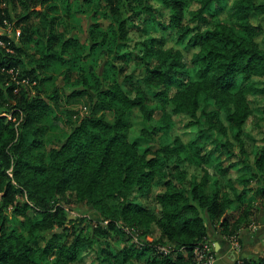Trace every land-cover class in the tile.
<instances>
[{
	"label": "trees",
	"instance_id": "16d2710c",
	"mask_svg": "<svg viewBox=\"0 0 264 264\" xmlns=\"http://www.w3.org/2000/svg\"><path fill=\"white\" fill-rule=\"evenodd\" d=\"M228 2L0 0V24L16 16L24 42L0 35V264H201L205 245L203 261L216 253L210 230L240 241L258 227L264 28L251 16L264 0ZM134 107L159 142L152 157L129 139ZM49 119L63 138L47 139ZM80 206L100 218L89 234L88 217L67 225ZM236 264H264V250Z\"/></svg>",
	"mask_w": 264,
	"mask_h": 264
},
{
	"label": "rangeland",
	"instance_id": "374dc122",
	"mask_svg": "<svg viewBox=\"0 0 264 264\" xmlns=\"http://www.w3.org/2000/svg\"><path fill=\"white\" fill-rule=\"evenodd\" d=\"M233 0H229L228 3H232ZM230 6V4L226 5V8H228ZM61 8V7H60ZM230 10V9H229ZM64 11V10H61ZM57 13V12H56ZM78 16L82 17L81 21H77L75 19H73L74 24H78V27H76V29L79 32V36L80 39L82 41H87L88 40V26H89V21L91 20V17L88 14H83V13H78ZM100 18L99 20L103 23V25L105 27H107V25L110 22L109 18H105L103 15H99ZM34 22H40L38 17H32ZM251 20L254 24H260L263 28H264V13H260V14H255L253 16H251ZM23 28V23H18L17 22V17L13 16V20L12 21H8L6 26L3 27L2 31H8L12 36H13V40L16 43H24L21 40V30ZM20 29V33L18 34L17 30ZM257 41L260 43L261 47H264V31H262L260 34H258L256 37ZM25 45L28 46V50L30 53H33L34 55H38V53L35 50V43L34 42H30L29 44L25 43ZM52 68H54L52 66ZM52 74L55 76L56 78V83L58 84H64V80H62L61 75L59 74V71H51ZM184 84V83H183ZM32 88H33V93L36 92V88L33 87V83H31ZM173 85V89L177 90L179 89V87L181 86L180 84H172ZM47 90L49 91L52 86L49 83L46 86ZM173 90V91H174ZM214 107V105H209L208 109H212ZM160 113H158L157 116H159ZM47 122L50 124V131H48L47 133V139H51V138H63L66 134V128L65 126L60 123V122H56L53 123L50 119L47 120ZM128 123H129V139L131 141H136L139 145V151L141 154H147L148 157H152L155 155L156 150L159 148V142L156 139H148L142 136V128L144 125V121H143V116H142V112L140 110L139 107H134L131 109V111L129 112V116H128ZM175 133L177 132H181V130L177 127L174 131ZM158 138H160V133L158 134ZM209 147V151H212L215 146L210 145ZM214 155H217V153L215 151H213ZM222 160H223V165L224 167H229L230 165V161L226 158L225 154L222 153ZM215 163L214 160V156L212 157V159L209 161V165L210 167H213ZM10 213L13 215L12 213V208H10ZM70 214V218L72 219H77L76 222L74 223H68V227L70 228V231H76L77 227L79 226L80 222L82 221V217H88V223L84 222L83 226L84 227V233L85 234H89L92 231V223L93 221H98L99 215L95 210H92L90 207L88 206H80L77 207V210H71L69 212ZM22 217L18 216V222H16V228L18 232H23L26 233V227L23 224H20V219ZM91 219V220H90ZM260 222L258 223V227L256 228L257 230L261 227L260 225H264V216H262L260 219ZM90 221V223H89ZM9 230L11 229V226H9L8 228ZM255 228L252 227H248L245 228V230L242 231L240 237H238V239L240 241L237 240V244L236 242H232V244L235 246L236 249H238L239 251H241L242 253L239 254V256H237L236 259H234V261H230V264H236V262L241 259L243 256H247V255H257L258 253H261L264 250V237L261 240H256L255 238V233L257 232ZM63 229L59 228L58 231H62ZM211 231V230H210ZM264 231V230H263ZM212 232V231H211ZM263 233V232H262ZM264 234V233H263ZM152 237H150L151 239ZM217 238V236H213L212 241L214 244L215 239ZM216 252V250H215ZM89 259V258H87Z\"/></svg>",
	"mask_w": 264,
	"mask_h": 264
},
{
	"label": "crops",
	"instance_id": "0c3cea01",
	"mask_svg": "<svg viewBox=\"0 0 264 264\" xmlns=\"http://www.w3.org/2000/svg\"><path fill=\"white\" fill-rule=\"evenodd\" d=\"M264 228L260 227L257 232L255 233L256 240H261L264 237ZM263 232V233H262ZM211 239L213 236H217V238L214 241V246L216 250V260L219 264H230V261H234V259L239 256L241 251L235 248V246L232 244V241L224 238L219 232H211L210 231ZM233 264V263H231Z\"/></svg>",
	"mask_w": 264,
	"mask_h": 264
},
{
	"label": "built area",
	"instance_id": "2783aa9c",
	"mask_svg": "<svg viewBox=\"0 0 264 264\" xmlns=\"http://www.w3.org/2000/svg\"><path fill=\"white\" fill-rule=\"evenodd\" d=\"M6 24H7V22H6ZM3 27H5V26H2L0 24V35L1 34H4V33H7L10 36H12L8 31H2ZM17 32L19 34L20 33V29H18ZM0 45H5V41L2 40L1 38H0ZM0 68L5 69L4 67H0ZM9 72H12L13 73L14 71L11 68V69H9ZM254 228H256V225H254ZM232 242H234V243L236 242V244H237V241H232ZM205 250H206V252L200 253V259L202 260V263L201 264H219L217 262V260H216V255H211L208 259H206V260L203 261V258L205 257V255L207 254V252L211 250L210 245H205Z\"/></svg>",
	"mask_w": 264,
	"mask_h": 264
}]
</instances>
